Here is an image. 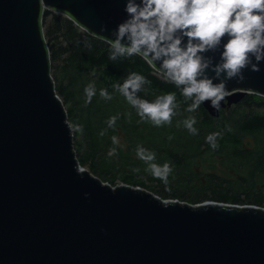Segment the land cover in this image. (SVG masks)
<instances>
[{
  "label": "water",
  "instance_id": "95a60500",
  "mask_svg": "<svg viewBox=\"0 0 264 264\" xmlns=\"http://www.w3.org/2000/svg\"><path fill=\"white\" fill-rule=\"evenodd\" d=\"M126 3L0 0V264H264L263 207L164 200L81 166L55 89L44 12L111 44ZM228 39L201 55L220 63ZM161 66L151 67L164 76ZM259 68L244 69V83L227 81L219 110L210 100L203 108L218 118L248 94L264 97V61Z\"/></svg>",
  "mask_w": 264,
  "mask_h": 264
},
{
  "label": "trees",
  "instance_id": "16d2710c",
  "mask_svg": "<svg viewBox=\"0 0 264 264\" xmlns=\"http://www.w3.org/2000/svg\"><path fill=\"white\" fill-rule=\"evenodd\" d=\"M49 17L45 38L52 69L58 71L52 76L57 94L68 107L74 137L79 135L74 147L82 167L89 166L93 175L112 186L121 182L140 187L164 200L192 205L215 201L264 208V97L248 94L240 104L222 110L218 118L210 116L202 104L198 114L188 112L191 99L184 97L181 88L166 80L142 57L110 60L112 49L108 42L49 10L44 12V26ZM133 72L148 81L138 95L149 102L160 95L176 94V114L170 124L155 126L142 119L131 105L126 110L115 103L120 93L113 85L123 84ZM89 84L95 85L96 94L91 103H86L85 88ZM101 89H106L112 99L102 98ZM111 117L117 120L109 127ZM189 117L196 119V134L184 126ZM76 126L80 131L75 130ZM213 133H219L216 148L206 141ZM109 135L127 140L126 154ZM138 147L154 153L155 160L133 162L129 154H137ZM113 150L114 154L109 155ZM151 163L170 165L166 182L153 175Z\"/></svg>",
  "mask_w": 264,
  "mask_h": 264
},
{
  "label": "clouds",
  "instance_id": "9594fccd",
  "mask_svg": "<svg viewBox=\"0 0 264 264\" xmlns=\"http://www.w3.org/2000/svg\"><path fill=\"white\" fill-rule=\"evenodd\" d=\"M124 11L127 19L112 32L109 59L115 61L119 57L138 55L151 66L162 62L160 69L165 79L181 88L184 97L194 98L186 109L188 112H194L208 100L219 110L221 101L230 94L226 90L227 81L236 79L237 83H244L243 70L250 66L252 72H259V64L264 61V0H141L140 3L127 0ZM101 31H107V27H102ZM226 35L229 39L223 47L220 63H215L211 56L201 55L217 50ZM185 37L187 43L183 44ZM209 71L214 77H209ZM213 79L220 82L214 84ZM147 82L144 76L133 72L123 84L113 87L142 119L155 126L170 124L176 114V94L160 95L149 102L138 95ZM95 94V85L89 84L85 88L86 103H91ZM100 96L112 99L106 89L100 90ZM116 120L117 117H111L109 127L115 125ZM183 123L190 133H197L194 117ZM75 130L80 131V127L76 126ZM218 135L213 133L206 137L212 148L217 147ZM112 139L118 142L116 137ZM113 154L114 150L109 152ZM137 155L146 162L155 160V154L143 147L137 148ZM150 169L165 182L171 171L168 163L162 166L151 163Z\"/></svg>",
  "mask_w": 264,
  "mask_h": 264
},
{
  "label": "rangeland",
  "instance_id": "374dc122",
  "mask_svg": "<svg viewBox=\"0 0 264 264\" xmlns=\"http://www.w3.org/2000/svg\"><path fill=\"white\" fill-rule=\"evenodd\" d=\"M50 21H51V18L49 17L47 20H46V24H45V26H44V28H47V26H48V24L50 23ZM52 42H51V40H50V44H51ZM57 70H53L52 69V74H54V75H56L57 74ZM119 96L120 97H122V98H120V97H115V103L119 106V107H121V108H123V109H126V110H128L130 107H129V103L127 102V100L125 99V97L123 96V95H120L119 94ZM259 97V96H258ZM261 97V96H260ZM194 99V98H193ZM193 99H191L190 100V102H191V104H192V102H193ZM259 100V99H258ZM65 108L67 109L68 107L67 106H65ZM198 109L199 108H197L196 110H195V114H198ZM262 114H264V110H262ZM78 135V134H77ZM113 137H116L117 138V143H115L120 149H122L123 150V152L126 154V150H127V144H128V142H127V140L123 137V136H112V135H109V139L111 140V141H113ZM79 139V135L75 138L74 137V144H75V141H77ZM76 149V148H75ZM129 156H131V158H132V160H133V162H139V161H143V160H141L140 158H139V156L137 155V154H135V153H131V154H129ZM144 162H146V161H144ZM149 163V162H148ZM85 169H87V170H89L90 171V167L89 166H86V167H84ZM218 170V169H217ZM120 184H122L121 182H118L117 183V185H120Z\"/></svg>",
  "mask_w": 264,
  "mask_h": 264
}]
</instances>
